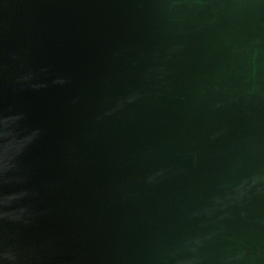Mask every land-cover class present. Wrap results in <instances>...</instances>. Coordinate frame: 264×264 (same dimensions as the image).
Instances as JSON below:
<instances>
[{
  "label": "water",
  "instance_id": "obj_1",
  "mask_svg": "<svg viewBox=\"0 0 264 264\" xmlns=\"http://www.w3.org/2000/svg\"><path fill=\"white\" fill-rule=\"evenodd\" d=\"M0 264H264V0H0Z\"/></svg>",
  "mask_w": 264,
  "mask_h": 264
}]
</instances>
